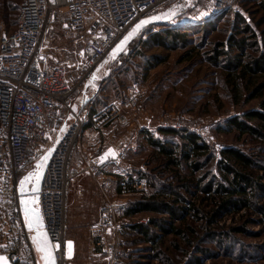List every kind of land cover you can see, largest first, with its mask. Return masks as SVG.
I'll list each match as a JSON object with an SVG mask.
<instances>
[{
	"label": "rangeland",
	"instance_id": "374dc122",
	"mask_svg": "<svg viewBox=\"0 0 264 264\" xmlns=\"http://www.w3.org/2000/svg\"><path fill=\"white\" fill-rule=\"evenodd\" d=\"M232 7L237 14L232 13L230 9L213 21H209L212 13L210 3L206 0L169 1L159 13L161 16H166L165 14L175 11L170 24L168 23L169 29L193 32L209 22L212 25L204 26V29L192 33L186 48H162L155 44L146 46L145 42L149 39V34H146L140 41H136L128 54L120 59L117 60L113 57L114 55L109 54L94 75L75 89L72 101L76 108L87 105L86 101L90 104L88 108L91 106L89 98L95 96L94 108L97 113H101L109 104L123 103L134 87L145 92L139 110L123 112L132 121L129 129H124L115 123L106 125L99 132L89 127V132L97 133L96 136L89 135L86 141L82 138L81 143L86 142L87 146L81 148L78 145L74 150V159L77 160L78 157L93 155L102 146L110 145L125 149V156L119 166L111 169L107 174L95 177L79 175L69 186L65 237L74 247L75 264H91L88 228L97 219L100 204L106 199H116L120 196L118 189L122 176L142 179V175L147 174L157 186V190L161 185L170 186L174 183L171 174L166 176L159 174L162 160L155 158L153 150L144 141L146 134L157 140H172V142L180 143L177 136L171 137L163 134L161 130L196 132L212 146L217 155L221 148L235 146L252 155L259 164L264 162V152H261L262 142L248 136L239 138L237 133L224 134L217 131L220 124L229 118L247 110L258 109L260 105V100L257 99L246 102V94L238 103L226 82L223 66L230 58L239 56L241 53L239 50H233L227 58L209 59L213 50L217 48V43H226L234 35L236 30L232 32L231 30L238 16L250 26L249 28L257 37L255 39L257 47L247 48V56L244 60L258 58L264 52L262 34L264 8L261 0H233ZM18 13L19 0H0V35L5 29H13ZM205 13L206 15H202ZM193 18L203 24L194 28L187 27ZM253 20L258 21L260 25L256 26ZM158 28L159 31L163 27L158 26ZM55 36L58 42L55 39L51 40L44 52L53 65H63L68 70L76 85L77 72L74 70V64L80 61L81 43L69 42L70 39L59 26H56ZM239 37L243 38L246 35ZM249 41L254 42L253 39ZM192 47H195V52L190 51ZM156 60L159 61L156 62ZM59 118L56 115L50 122L54 138L62 122ZM51 142L52 140L45 142L42 150H48ZM131 145L136 147V152L129 148ZM42 167L37 168V163H33L21 176H32L34 185H37L35 174H41ZM186 173L185 168L181 170L182 175ZM260 175L264 183V172H260ZM105 176H110L112 179L104 181L105 184H103ZM143 180H147V190L142 194L131 196L130 199L142 197L154 191L153 187L148 186V179ZM174 191L184 194L187 199L190 198L177 185ZM261 197L256 200V204L264 208V199ZM243 214H245L244 210L235 216H226L219 221L218 226H212L215 231L211 234L206 232L204 221L192 223L196 232V238L193 239L195 247L192 249H190L192 246L189 248L185 237L167 235L161 248L162 259L159 260L153 257L151 246L140 244L136 235L124 234L123 244L126 247L138 245L135 253L140 250L139 257L146 260V264H264V223L259 222L262 220V215L252 214L242 218ZM153 216L155 215L139 214L135 218L141 220ZM7 217L8 213L0 212V252L1 244L8 236ZM158 218L168 219L169 216L159 215ZM247 218L253 221L248 222ZM189 222L192 221L189 219ZM244 223L247 227L245 233L231 230L233 227H241ZM151 228L154 232L156 231L154 227ZM201 250H207V253ZM37 256L38 264H44L41 259L42 253ZM196 258H200V261Z\"/></svg>",
	"mask_w": 264,
	"mask_h": 264
},
{
	"label": "built area",
	"instance_id": "2783aa9c",
	"mask_svg": "<svg viewBox=\"0 0 264 264\" xmlns=\"http://www.w3.org/2000/svg\"><path fill=\"white\" fill-rule=\"evenodd\" d=\"M169 1L19 0L14 28L5 29L0 35V210L8 213L9 226L0 254H8L15 264H38L40 252L33 241L37 231L28 228L25 209L32 212L29 217L33 219L38 212L42 220L40 232L50 238L55 264H75L74 247L71 244L69 249L65 237L69 186L79 175L107 174L119 166L125 149L102 146L93 155L77 160L74 150L80 146L89 127L99 132L115 123L129 129L132 121L123 112L139 110L145 92L134 87L123 103L109 104L101 113L94 108L95 96L88 108V103L76 108L72 96L137 22L160 15ZM232 1L206 0L212 13L209 21L230 9L237 14ZM201 23L193 18L187 27L194 28ZM56 26L71 43H81L80 61L74 64L76 85L68 70L63 65H53L44 52L51 40H56ZM158 29L155 26L152 31ZM56 115L69 120V125L54 138L50 122ZM51 140V147L43 151V144ZM129 148L137 150L134 145ZM110 149L114 150L115 158L108 155L101 162L100 158ZM45 156L49 157L46 162ZM42 159L39 183L34 185L30 179L22 190L21 182L28 177L21 174ZM104 179L103 184L112 178L105 176ZM146 190L145 180L122 176L120 196L100 204L97 219L88 228L91 264L129 263L138 245L126 247L123 235L136 224L150 221V218L138 220L127 216L129 199Z\"/></svg>",
	"mask_w": 264,
	"mask_h": 264
},
{
	"label": "trees",
	"instance_id": "16d2710c",
	"mask_svg": "<svg viewBox=\"0 0 264 264\" xmlns=\"http://www.w3.org/2000/svg\"><path fill=\"white\" fill-rule=\"evenodd\" d=\"M261 3L264 8V0H261ZM255 23L256 26L260 25L258 21ZM235 24L231 30V32L236 30L234 35L226 43H217V48L213 50L209 59L212 57L215 60L220 57L227 58L233 50H239L241 52L239 56L230 58L223 66L226 82L238 103L246 94V102L257 99L260 100V105L258 109L247 110L229 118L220 124L217 131L224 134L237 133L239 138L248 136L255 141H260L263 143L261 152H264V52L258 58L245 61L246 49L257 47L255 41L257 37L249 28L250 26L239 16L238 20H235ZM168 25L146 26L130 43L129 51L134 47L136 41H140L146 34H149V39L145 42L146 46L155 44L162 48H186L192 33L204 29V26L208 27L212 23L204 24L193 32L172 30L168 28ZM155 26L163 28L153 32L152 29ZM244 34L246 37H239ZM262 34L264 37V32ZM252 39L254 42L249 41ZM190 51L195 52V47H192ZM123 56L125 53L113 57L118 60ZM161 132L171 137L177 136L181 142L157 140L149 134H146L144 141L153 150L155 158L162 160L159 174L161 176L171 174L174 183L170 186L161 185L157 190V186L148 175H142V179L147 178L148 186L153 187L154 191L142 197L129 199L127 216L134 217L139 214L155 216L149 217L150 221L147 224L140 223L131 227L124 233L125 235H136L140 244H149L153 257L159 260L162 259L161 248L167 235L185 237L189 248L195 247L193 239L196 232L192 223L204 221L206 232L211 234L215 231L212 226H218L219 221L226 216H235L243 210L245 214L242 215V218L252 214H261L262 220L259 222L264 223V208L256 204L259 197L262 196L264 199V183L260 175V172H264V162L259 164L252 155L235 146L221 148L217 155L212 146L196 132L172 129L161 130ZM184 168L187 173L182 175L181 170ZM176 185L179 186V189L184 190L190 198L187 199L184 194L174 191ZM2 211L6 213L4 210H0V212ZM159 215H167L169 218H158ZM189 219L192 222H189ZM246 221L252 222L253 220L247 218ZM151 227H154L156 231L154 232ZM246 228L244 223L241 227H233L231 230L245 233ZM201 251L207 253V250ZM140 255V250H137L131 258L138 261L142 259L139 257ZM196 260L200 261V258H196Z\"/></svg>",
	"mask_w": 264,
	"mask_h": 264
},
{
	"label": "snow or ice",
	"instance_id": "6c2138e0",
	"mask_svg": "<svg viewBox=\"0 0 264 264\" xmlns=\"http://www.w3.org/2000/svg\"><path fill=\"white\" fill-rule=\"evenodd\" d=\"M165 15L166 16H174L175 11L173 10L170 13L165 14ZM202 15H206V13L202 14ZM147 23H149V21H147V20L142 21L141 24L137 25V30L142 25H146ZM52 151H54V149ZM108 155H111L112 158H115L114 150L110 149L109 152L105 154V157H101L100 158L101 162H104V159H106ZM48 158H49L48 156H45L44 161L46 162L48 160ZM40 167H41V165H37V168H40ZM26 179L30 180V179H32V176H30ZM40 179H41V174H39V173L35 174V180L37 183H39ZM23 183L24 182L22 181L21 184L23 185ZM33 190L38 191V189H33ZM25 218H26V221L28 222L27 223L28 228L30 230L35 229L39 233V235L33 237V241L36 244L37 251L42 253L41 259L44 261V264H55V257L53 255V248L51 246V243L47 239V233H41L40 232V229L42 227V220L39 217L38 212L36 213L35 219H33L32 217L28 216L27 209H26V217ZM68 247H69V249L71 248V242H69ZM0 264H8V258L0 256Z\"/></svg>",
	"mask_w": 264,
	"mask_h": 264
},
{
	"label": "water",
	"instance_id": "95a60500",
	"mask_svg": "<svg viewBox=\"0 0 264 264\" xmlns=\"http://www.w3.org/2000/svg\"><path fill=\"white\" fill-rule=\"evenodd\" d=\"M174 16H161V15H153L147 18H143L142 20H140L139 22L136 23V25H134V27L124 36V38L119 42V44L114 48V50L112 51V54L114 55H120L121 53H128L129 49L128 46L130 45V43L133 41V39L148 25H159V24H168L171 22V18H173ZM149 21V23H147L146 25H142L138 30H137V25L141 24L142 21ZM135 30V31H134ZM127 38V39H126ZM43 159L40 160V162L37 165H41ZM28 180H24L23 185L21 186V189L24 190L25 186H26V182ZM25 213H26V209H25ZM27 213L28 216L33 215L32 212L27 209ZM41 233H45V232H41ZM39 235L38 232L35 233V236ZM47 239L48 241L51 243L49 236L47 235ZM52 246V244H51ZM54 255V252H53ZM0 256L3 257H7L8 258V264H15L10 256L8 254H0Z\"/></svg>",
	"mask_w": 264,
	"mask_h": 264
},
{
	"label": "crops",
	"instance_id": "0c3cea01",
	"mask_svg": "<svg viewBox=\"0 0 264 264\" xmlns=\"http://www.w3.org/2000/svg\"><path fill=\"white\" fill-rule=\"evenodd\" d=\"M14 28V27H13ZM12 30V29H11ZM68 40V39H67ZM70 42V41H69ZM60 43V42H59ZM92 98V97H91ZM91 98H89V100H91ZM88 100V101H89ZM85 104H87V101H86V103ZM89 104V103H88ZM96 105V104H95ZM60 118L59 119H61L62 120V122L59 124V127H58V134H57V136L58 135H60V134H62L67 128H68V125H69V121L68 120H66L64 117H61V116H59ZM91 129V128H90ZM90 130H88L87 129V131H86V133H85V135L83 136V141L85 140L86 141V138H88V136L90 135H93L94 134V136H96V134L97 133H95V132H89ZM87 146V143L85 142L84 144H82L81 143V145H80V147L81 148H83V147H86ZM118 191H119V189H118ZM70 195V194H69ZM90 253H91V251H89ZM146 263V260H144V259H139L138 261H134V259H130V261H129V263L128 264H145Z\"/></svg>",
	"mask_w": 264,
	"mask_h": 264
}]
</instances>
